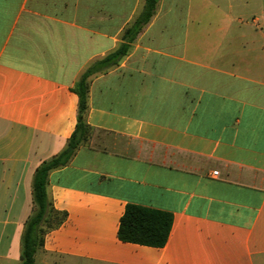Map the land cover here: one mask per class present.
Masks as SVG:
<instances>
[{
    "label": "crops",
    "instance_id": "1",
    "mask_svg": "<svg viewBox=\"0 0 264 264\" xmlns=\"http://www.w3.org/2000/svg\"><path fill=\"white\" fill-rule=\"evenodd\" d=\"M143 5L0 0V264L22 263L35 173L76 129L75 84ZM129 45L92 77L88 142L49 173L67 219L35 264H264V0H160ZM128 204L173 216L165 246L118 238Z\"/></svg>",
    "mask_w": 264,
    "mask_h": 264
},
{
    "label": "trees",
    "instance_id": "2",
    "mask_svg": "<svg viewBox=\"0 0 264 264\" xmlns=\"http://www.w3.org/2000/svg\"><path fill=\"white\" fill-rule=\"evenodd\" d=\"M159 1L144 0L141 13L123 34L124 43L116 52L88 67L75 84L73 91L79 99L76 129L67 149L57 158L45 162L35 173L33 181L35 210L26 223L22 239L21 264H35L36 254L44 247L47 234L59 228L67 219V213L56 210L49 199L47 181L49 173L68 164L76 150L86 144L91 136V127L87 124L86 114L89 108L88 93L92 77L108 66L116 65L128 52L129 44L137 38L155 15ZM172 224L173 216L168 212L128 204L120 220L118 238L127 243L161 248L168 241Z\"/></svg>",
    "mask_w": 264,
    "mask_h": 264
},
{
    "label": "built area",
    "instance_id": "3",
    "mask_svg": "<svg viewBox=\"0 0 264 264\" xmlns=\"http://www.w3.org/2000/svg\"><path fill=\"white\" fill-rule=\"evenodd\" d=\"M214 174L217 175V172H215Z\"/></svg>",
    "mask_w": 264,
    "mask_h": 264
}]
</instances>
